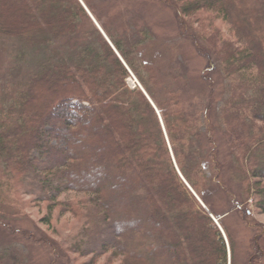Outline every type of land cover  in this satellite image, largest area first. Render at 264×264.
Here are the masks:
<instances>
[{
	"label": "trees",
	"instance_id": "trees-1",
	"mask_svg": "<svg viewBox=\"0 0 264 264\" xmlns=\"http://www.w3.org/2000/svg\"><path fill=\"white\" fill-rule=\"evenodd\" d=\"M152 1L174 11L180 36L206 59L204 105L193 109L168 87L157 97L155 77L139 73L135 47L101 22L94 0L81 2L142 90L127 87V69L78 0H0V39L85 43L78 58L42 63L16 100L0 105V228L47 246L58 264L64 253L88 264H235L225 220L236 218L252 233L242 264H264V225L252 217L264 214V0ZM218 78L227 91L218 121L245 183L240 201L223 183L211 119ZM216 191L230 198L221 214L210 200ZM24 198L45 205L48 228L55 213L70 221L68 237L15 230Z\"/></svg>",
	"mask_w": 264,
	"mask_h": 264
},
{
	"label": "rangeland",
	"instance_id": "rangeland-1",
	"mask_svg": "<svg viewBox=\"0 0 264 264\" xmlns=\"http://www.w3.org/2000/svg\"><path fill=\"white\" fill-rule=\"evenodd\" d=\"M94 2L101 22L107 26L110 32L126 48L129 45L135 47L132 58L139 73L143 77H148L150 73L155 77L157 85L154 91H156L157 97L163 96L166 93L162 91L163 88L168 87L178 92L181 101H190L187 103H191L193 109L202 102L204 105L206 95L200 74L206 59L198 54L191 41L180 36L172 9L152 0H94ZM217 26L221 29L224 37L231 38L227 25L217 23ZM84 45L85 43L80 38L72 42L54 41L40 47H28L18 39H0V105L2 109L16 100L32 75L40 71L42 63L53 62L59 58L64 60H72L75 56L78 58L76 51L82 50ZM132 75L138 82V78L133 73ZM129 78L130 75L125 79L128 88L131 86ZM131 80L133 81V79ZM216 81L211 119L215 128L214 135L219 149V161L224 169L222 179L228 191L236 196V201H240L246 197L245 183H241L242 175L239 173L241 171L234 168V161L228 146L229 136L218 121L216 107L221 104V99H225L227 96V91L224 89L226 82L221 78ZM181 107L187 108L186 104ZM59 110L65 111L66 107ZM81 196L83 195L70 194L67 197L79 198ZM211 199L215 212L221 214L227 210L229 197L216 191L211 195ZM199 204L208 212L201 202ZM247 204L252 209L251 197ZM21 214L23 217L12 220L11 226L15 230L23 233H36L38 236H45V238L56 242L68 237L70 224L67 225V222L70 223V221H64L66 218H62L61 223H58L55 213L52 217L51 228L41 221L46 214L44 204L32 203L27 198L21 209ZM252 217L264 225L263 213L253 211ZM225 224L235 241V264H242L249 254L248 246L252 239V233L236 218H226ZM54 229L57 230V234L53 232ZM13 257L18 260V264H58L54 262L53 254L47 246L42 243L34 244L32 241L11 235L0 228L1 264H13L11 262ZM61 257L59 258L60 264H88L89 262V258L73 254L67 256L64 253ZM98 261V264H103L104 258H100Z\"/></svg>",
	"mask_w": 264,
	"mask_h": 264
},
{
	"label": "water",
	"instance_id": "water-1",
	"mask_svg": "<svg viewBox=\"0 0 264 264\" xmlns=\"http://www.w3.org/2000/svg\"><path fill=\"white\" fill-rule=\"evenodd\" d=\"M81 4L82 2L80 0H78ZM85 12L87 13L88 17L92 20V22L94 23L95 27L98 29V31L100 32V34L103 36V38L106 40V42L110 45L111 49L114 51V53L116 54V56L120 59V61L122 62V64L125 66V68L127 69L125 63L123 62V60L121 59V57L118 55V53L116 52V50L113 48V46H111V44L109 43L107 37L104 35V33L102 32V30L100 29V27L98 26V24L95 22V20L92 18V16L90 15V13L88 12V10L84 7V5L82 4ZM145 97L147 98V100L149 101V103L151 104V106L154 108L152 102L149 100V98L147 97V95L145 94V92H143ZM155 109V108H154ZM213 219V218H212ZM215 221V220H214ZM216 223V222H215ZM217 224V223H216ZM218 225V224H217ZM220 229V228H219ZM221 230V229H220ZM222 232V230H221ZM225 238V237H224Z\"/></svg>",
	"mask_w": 264,
	"mask_h": 264
},
{
	"label": "built area",
	"instance_id": "built-area-1",
	"mask_svg": "<svg viewBox=\"0 0 264 264\" xmlns=\"http://www.w3.org/2000/svg\"><path fill=\"white\" fill-rule=\"evenodd\" d=\"M129 81H130L131 86L134 87L135 86V80L133 79V81H132L131 79H129Z\"/></svg>",
	"mask_w": 264,
	"mask_h": 264
}]
</instances>
